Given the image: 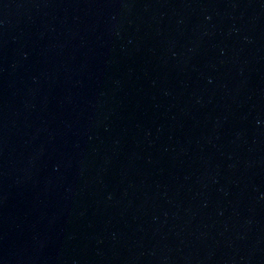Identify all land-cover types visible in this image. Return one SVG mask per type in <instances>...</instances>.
I'll return each instance as SVG.
<instances>
[{
  "label": "water",
  "instance_id": "water-1",
  "mask_svg": "<svg viewBox=\"0 0 264 264\" xmlns=\"http://www.w3.org/2000/svg\"><path fill=\"white\" fill-rule=\"evenodd\" d=\"M0 264H264V0H0Z\"/></svg>",
  "mask_w": 264,
  "mask_h": 264
}]
</instances>
